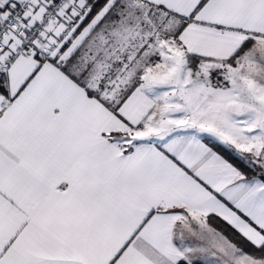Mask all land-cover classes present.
<instances>
[{
  "label": "snow or ice",
  "instance_id": "1",
  "mask_svg": "<svg viewBox=\"0 0 264 264\" xmlns=\"http://www.w3.org/2000/svg\"><path fill=\"white\" fill-rule=\"evenodd\" d=\"M0 264H264V0H0Z\"/></svg>",
  "mask_w": 264,
  "mask_h": 264
}]
</instances>
